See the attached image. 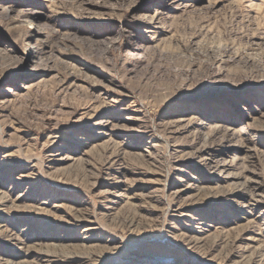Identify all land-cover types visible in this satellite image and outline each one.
Listing matches in <instances>:
<instances>
[{
  "label": "rangeland",
  "instance_id": "obj_1",
  "mask_svg": "<svg viewBox=\"0 0 264 264\" xmlns=\"http://www.w3.org/2000/svg\"><path fill=\"white\" fill-rule=\"evenodd\" d=\"M249 258L264 0H0V264Z\"/></svg>",
  "mask_w": 264,
  "mask_h": 264
},
{
  "label": "bare ground",
  "instance_id": "obj_2",
  "mask_svg": "<svg viewBox=\"0 0 264 264\" xmlns=\"http://www.w3.org/2000/svg\"><path fill=\"white\" fill-rule=\"evenodd\" d=\"M137 56H139V54L137 53V54H131V57H137ZM230 135V134H229ZM230 136H232V135H230ZM82 138H78V140H81ZM231 147H233V146H231ZM205 148V147H204ZM207 149V148H206ZM198 151V150H197ZM201 151H203V150H200L199 151V153L201 152ZM121 151L118 149L116 152H115V154H114V156H112L113 158H114V161H116V162H118L119 163V165H121L122 163H120L119 162V156H120V153ZM201 154V153H200ZM207 154V153H206ZM198 156H199V154H198ZM201 157V156H200ZM207 157V156H206ZM199 158V157H198ZM121 159H122V157H121ZM123 160V159H122ZM121 160V161H122ZM204 160H208V158H204ZM211 160V159H210ZM207 162V161H206ZM209 163V162H208ZM211 163V162H210ZM216 165V164H215ZM218 165V164H217ZM216 165V166H217ZM223 165V164H222ZM215 166V167H216ZM123 168L124 167H122V166H119L116 170H114V171H116V172H120V173H122L123 172ZM219 168V167H218ZM108 170H110L111 168L109 167V168H107ZM122 180H118L117 182H116V186L117 187H119L118 189H121L122 188ZM189 183V182H188ZM193 185V184H192ZM191 185V183L189 184V185H187L185 188H183V189H179V190H175V194L177 195V196H180L182 193H185V192H188V190H192V188H193V186ZM251 189V188H250ZM124 190V189H123ZM242 190H244V192L246 193H248L249 191L247 190V187L246 186H244L243 187V189ZM125 191V190H124ZM107 195H110V196H112V197H114L115 198V200H118L119 198H122L124 195H126L125 194V192H122V193H120L119 191H115V189H113V190H108L107 191ZM123 193H124V195H123ZM242 193V192H241ZM252 194V193H251ZM237 195V193H233V191L231 192V193H227L225 196L227 197H229V196H231V197H234V196H236ZM250 195V194H249ZM253 196V195H252ZM255 199V198H254ZM230 200H231V198H230ZM244 202V201H243ZM247 202H249V201H247ZM252 204V203H251ZM241 210H244L245 212L246 211H248L249 210V207H248V205H246V204H244V203H242V202H239L238 201V203L236 204ZM253 206V205H252ZM238 208V209H239ZM251 209V208H250ZM253 209V208H252ZM251 211V210H250ZM247 213V212H246ZM249 213V212H248ZM80 219V218H79ZM202 237V236H201ZM198 240H200V241H203V240H205L204 238H197ZM248 240H250V241H253L254 240V238L253 237H250V238H248ZM196 242H198V241H196ZM244 264H255V261L252 259V258H249L248 260H246L245 262H244ZM256 264H258V263H256Z\"/></svg>",
  "mask_w": 264,
  "mask_h": 264
}]
</instances>
